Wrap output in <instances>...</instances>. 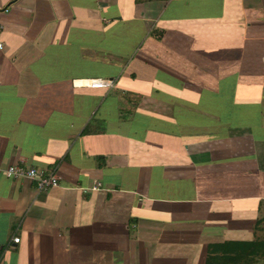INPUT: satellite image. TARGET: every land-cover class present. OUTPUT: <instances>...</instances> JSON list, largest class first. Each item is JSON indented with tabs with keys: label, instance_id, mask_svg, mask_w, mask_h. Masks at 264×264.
Instances as JSON below:
<instances>
[{
	"label": "crops",
	"instance_id": "0c3cea01",
	"mask_svg": "<svg viewBox=\"0 0 264 264\" xmlns=\"http://www.w3.org/2000/svg\"><path fill=\"white\" fill-rule=\"evenodd\" d=\"M5 7L0 264H264V0Z\"/></svg>",
	"mask_w": 264,
	"mask_h": 264
},
{
	"label": "built area",
	"instance_id": "2783aa9c",
	"mask_svg": "<svg viewBox=\"0 0 264 264\" xmlns=\"http://www.w3.org/2000/svg\"><path fill=\"white\" fill-rule=\"evenodd\" d=\"M8 8L0 9V31L3 28L1 13L7 12ZM3 48V42L0 39V50ZM88 85L95 88H111L114 85V80L109 77H96L89 79ZM4 173L7 177L11 179H29L35 183L36 188L39 191H45L50 188L59 186L60 176L57 172L55 166L40 168L34 166H27L21 164H10L4 170ZM100 186V183L97 182L92 189H97ZM12 242L18 243L19 237H13Z\"/></svg>",
	"mask_w": 264,
	"mask_h": 264
}]
</instances>
